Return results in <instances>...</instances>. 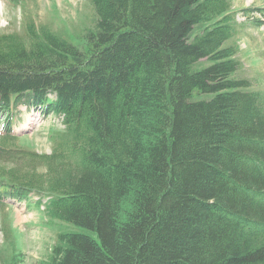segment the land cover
I'll return each mask as SVG.
<instances>
[{"label":"trees","instance_id":"16d2710c","mask_svg":"<svg viewBox=\"0 0 264 264\" xmlns=\"http://www.w3.org/2000/svg\"><path fill=\"white\" fill-rule=\"evenodd\" d=\"M87 1L80 44L0 32V199L79 228L34 264H264V93L236 76L232 0ZM19 104L60 117L49 153L17 145ZM8 223L0 264H22Z\"/></svg>","mask_w":264,"mask_h":264},{"label":"rangeland","instance_id":"374dc122","mask_svg":"<svg viewBox=\"0 0 264 264\" xmlns=\"http://www.w3.org/2000/svg\"><path fill=\"white\" fill-rule=\"evenodd\" d=\"M231 4L237 24L227 44L238 47L241 66L236 76L250 80L252 89L264 93V0H232ZM93 15L87 0H0V32L23 34L25 25L32 21L80 44L86 29L94 26ZM4 118L0 114V124ZM62 128L60 117L50 114L43 118L19 106L11 132L18 146L49 153L55 132ZM35 200L26 205L10 197L0 201V250L8 247L2 230L8 228L9 221L17 235L22 264H34L46 257L60 230L79 229L47 218L36 208Z\"/></svg>","mask_w":264,"mask_h":264}]
</instances>
